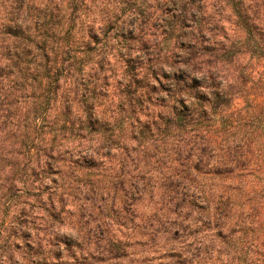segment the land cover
<instances>
[{
	"label": "clouds",
	"instance_id": "clouds-1",
	"mask_svg": "<svg viewBox=\"0 0 264 264\" xmlns=\"http://www.w3.org/2000/svg\"><path fill=\"white\" fill-rule=\"evenodd\" d=\"M0 264H264V0H0Z\"/></svg>",
	"mask_w": 264,
	"mask_h": 264
}]
</instances>
